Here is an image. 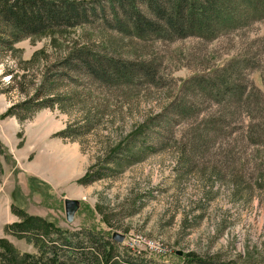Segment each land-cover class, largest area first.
<instances>
[{
  "label": "rangeland",
  "instance_id": "rangeland-1",
  "mask_svg": "<svg viewBox=\"0 0 264 264\" xmlns=\"http://www.w3.org/2000/svg\"><path fill=\"white\" fill-rule=\"evenodd\" d=\"M66 1L88 8L99 2L105 10L78 27L1 49L0 140L7 153L0 155V239L37 254L32 243L6 233L20 221L12 209L21 208L65 231L93 229L114 243V234L123 235L115 250L120 259L188 264L196 256L215 264H264V142L249 141L253 115L247 108L238 111L236 93L218 102L219 91L199 81L232 60L255 57L258 66L244 76L264 93V19L246 20L244 4L230 0L220 23L206 30L239 21L237 26L213 40H166L138 34L108 0ZM84 48L104 59L146 64L155 82L137 71L101 66L106 79L71 72L54 80L63 105L22 122L3 118L28 98L22 89L33 95L51 88L54 82L44 79ZM258 114L264 118L263 110ZM64 131L75 138L59 137ZM92 167L106 177L80 183ZM213 171L222 180L211 179L209 187ZM234 182L242 184L237 189ZM66 199L81 204L72 224Z\"/></svg>",
  "mask_w": 264,
  "mask_h": 264
},
{
  "label": "trees",
  "instance_id": "trees-1",
  "mask_svg": "<svg viewBox=\"0 0 264 264\" xmlns=\"http://www.w3.org/2000/svg\"><path fill=\"white\" fill-rule=\"evenodd\" d=\"M108 0L113 6L115 15L120 14L130 20L131 25L138 30V34L149 32L152 35H160L166 40H177L190 37H199L205 40H213L229 30V27L237 26L238 23L218 26L214 31L206 30L209 24H217L230 0ZM163 2V3H162ZM95 5L88 8L79 2L66 0H0V53L11 48L21 40L44 35L49 32H58L61 28H75L85 24L88 15L94 16L97 11H104V6ZM246 12V20L249 17L264 19V0H239ZM165 4L171 7L168 9ZM260 4L261 6H258ZM253 5V6H252ZM139 7H145L148 16L144 15ZM91 15H90V14ZM250 13V14H248ZM205 29V30H204ZM264 47V38L261 40ZM5 47V48H4ZM4 50H1V49ZM9 50V49H8ZM98 53L89 49H77L68 58L62 61L61 68L56 74L46 77L45 83L54 82L55 78L67 77L69 73H88L106 79L99 66L103 70L126 73L137 71L146 75L147 81L155 82V71L146 64L134 65L132 63L104 59ZM255 57L242 56L239 60H232L228 65L216 68L208 78L199 81L205 89L219 91L218 102L225 101L224 95L236 93L237 109L243 108L251 111L253 117L252 135L249 141L252 143L264 142V118L258 113L264 111V93L255 86H249L244 73L248 69H256L258 64ZM58 66V67H59ZM67 70L63 72L61 69ZM56 69V68H55ZM147 71V74L146 72ZM8 73H13L8 70ZM232 74V76H230ZM102 76V77H101ZM145 78V76H144ZM153 82V83H154ZM59 81H55L51 88L42 86L36 93L30 95L22 89L28 98L10 107L3 118L14 117L19 121H26L33 113L42 109H52L55 105H63L61 96L55 89ZM220 83L221 87L217 85ZM233 91V92H232ZM224 94V95H223ZM230 102V101H229ZM258 115L261 120L255 118ZM63 138L75 137L70 131H64L58 135ZM187 152V147H186ZM7 153L0 140V155ZM187 159L186 163H190ZM106 173L95 171L92 167L80 183L89 185L92 182L103 180ZM222 180L220 172L213 171L206 184L213 187L211 179ZM237 189L242 182H234ZM208 192L206 197H208ZM13 214L20 220L8 225L6 233L16 238L26 240L37 248V254L21 253L7 239H0V264H143L139 260H125L116 257L117 244L104 233L93 229H82L76 232L65 231L58 224L40 216L28 214L21 208H13ZM188 264H215L212 260L206 261L190 256Z\"/></svg>",
  "mask_w": 264,
  "mask_h": 264
},
{
  "label": "water",
  "instance_id": "water-1",
  "mask_svg": "<svg viewBox=\"0 0 264 264\" xmlns=\"http://www.w3.org/2000/svg\"><path fill=\"white\" fill-rule=\"evenodd\" d=\"M80 202L77 200L66 199L65 200V214L66 220L69 224H72L75 220V216L80 209ZM124 236L120 234H114L113 240L116 243H122L124 241Z\"/></svg>",
  "mask_w": 264,
  "mask_h": 264
}]
</instances>
